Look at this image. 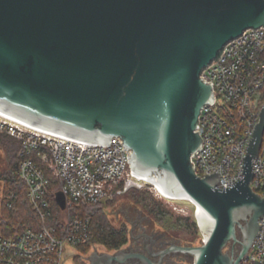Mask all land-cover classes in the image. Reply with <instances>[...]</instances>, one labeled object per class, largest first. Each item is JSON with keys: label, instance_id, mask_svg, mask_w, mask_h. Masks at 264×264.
Returning <instances> with one entry per match:
<instances>
[{"label": "water", "instance_id": "obj_1", "mask_svg": "<svg viewBox=\"0 0 264 264\" xmlns=\"http://www.w3.org/2000/svg\"><path fill=\"white\" fill-rule=\"evenodd\" d=\"M261 26L264 0H0V109L67 136L103 143L119 137L131 167L192 202L205 232L201 244L169 239L181 245L150 254L180 253L182 264H240L264 215V197L249 186L264 103L234 186L221 184L217 168L200 178L190 158L202 143L200 109L213 100L202 70L227 42ZM55 199L64 209L63 194ZM107 214L141 219L168 239L131 199ZM61 245L59 264H74L73 255L86 264H125L127 257L160 264L124 249L82 254L66 240Z\"/></svg>", "mask_w": 264, "mask_h": 264}, {"label": "built area", "instance_id": "obj_2", "mask_svg": "<svg viewBox=\"0 0 264 264\" xmlns=\"http://www.w3.org/2000/svg\"><path fill=\"white\" fill-rule=\"evenodd\" d=\"M200 76L212 83L213 100L200 109L196 131L202 143L190 161L200 178L217 168L221 184L231 187L243 177L250 131L264 103V26L248 28L227 42ZM0 130L21 143L14 176L24 183L26 197L42 222L38 229L28 227L0 236V264H59L62 241L72 247L87 244L90 216H73V206L103 205L132 188H147L161 199L157 185L131 167L129 151L119 137L108 143L90 141L24 126L6 117H0ZM252 162L249 186L264 197V131ZM47 173L64 196L65 208H60L57 223L53 222ZM240 264H264V215Z\"/></svg>", "mask_w": 264, "mask_h": 264}, {"label": "trees", "instance_id": "obj_3", "mask_svg": "<svg viewBox=\"0 0 264 264\" xmlns=\"http://www.w3.org/2000/svg\"><path fill=\"white\" fill-rule=\"evenodd\" d=\"M0 145L6 151L8 159L7 172L2 178L4 197L0 211V236L7 237L28 227L38 229L42 225V222L26 197V187L24 183L14 176V171L19 160L18 153L21 147L20 141L5 133H0ZM47 175L50 178L48 197L51 200L54 213L53 222L57 223L60 207L56 202L55 195L58 184L49 173H47ZM135 200L150 212H154L156 215L159 213L157 206L153 204V202L151 203L142 193L138 195L135 194ZM9 204L11 206H9ZM70 210L73 216L77 214L90 216L91 239L87 244L76 246L77 251H86L84 249L91 243H98L109 250H116L127 242L128 231L126 226L121 225L115 227L111 225L100 205L84 208L73 206ZM174 223L179 225L176 222ZM181 225L184 226L183 223ZM75 260L76 264H86L81 256L77 255Z\"/></svg>", "mask_w": 264, "mask_h": 264}, {"label": "rangeland", "instance_id": "obj_4", "mask_svg": "<svg viewBox=\"0 0 264 264\" xmlns=\"http://www.w3.org/2000/svg\"><path fill=\"white\" fill-rule=\"evenodd\" d=\"M0 133H5L1 131ZM10 136L9 134H7ZM12 137V136H10ZM14 138V137H13ZM16 139V138H15ZM8 168L7 154L4 148L0 145V211L1 203L3 202V182L2 178L5 176ZM142 193L143 196L147 197L151 203L157 206L159 213L156 215L154 212H150L148 209L143 207L140 203L136 202L135 194ZM131 199V208H141L144 212L145 219L153 222L162 232L168 233V239H180V240H200V244L204 238L202 231L200 230L198 220L195 215V209L192 204L187 202H173L162 200L155 197L147 188H132L126 193L119 195L108 201L106 204L100 205L106 214L108 221L111 225L119 227L125 225L127 231H129L132 221L125 220L115 217H109L107 213H113L115 202ZM164 212V213H163ZM1 213V212H0ZM1 219V218H0ZM1 221V220H0ZM178 223L179 225L175 224ZM184 224L181 225V224ZM76 249V247H74ZM102 248L100 252H112L113 250L107 249L105 246L98 243H91L86 246L82 254H86L94 249ZM77 250V249H76ZM72 256V262L76 264L75 257ZM80 256V255H78Z\"/></svg>", "mask_w": 264, "mask_h": 264}, {"label": "flooded vegetation", "instance_id": "obj_5", "mask_svg": "<svg viewBox=\"0 0 264 264\" xmlns=\"http://www.w3.org/2000/svg\"><path fill=\"white\" fill-rule=\"evenodd\" d=\"M240 237V232L238 231ZM172 244L181 245L174 240H169L165 235L159 234L153 231H149L147 226L142 224L141 219H135L128 231L127 242L119 249L113 250L112 252H106L113 254L120 249H124L126 253H138L146 256L154 263L160 264H182L186 261V256L176 252L165 253L160 257L159 254L151 255L150 252L159 253L164 251ZM234 252L238 251L240 245L235 244L230 247ZM228 248V249H230ZM125 264H144L143 261L138 257H127Z\"/></svg>", "mask_w": 264, "mask_h": 264}, {"label": "bare ground", "instance_id": "obj_6", "mask_svg": "<svg viewBox=\"0 0 264 264\" xmlns=\"http://www.w3.org/2000/svg\"><path fill=\"white\" fill-rule=\"evenodd\" d=\"M0 117H6V118H8L10 120H13V121H16L18 123H21L24 126L33 127V126L29 125L25 121H23V122L19 121L17 119V117H14L13 115L7 113L6 111H4L2 109H0ZM144 175L147 176L148 180H150L151 182H153V183H155L157 185V188L160 191V198L165 199L166 201L170 200V201H173V202H187V203L192 204V206L194 207V204L192 202L188 201L187 199L175 197L172 193H169V192H166L164 190H161L160 179L157 176H155V175H147V174H144ZM194 209H195V207H194ZM195 215H196V211H195ZM196 218H197V215H196ZM202 232H203V235L205 237V232L204 231H202Z\"/></svg>", "mask_w": 264, "mask_h": 264}, {"label": "clouds", "instance_id": "obj_7", "mask_svg": "<svg viewBox=\"0 0 264 264\" xmlns=\"http://www.w3.org/2000/svg\"><path fill=\"white\" fill-rule=\"evenodd\" d=\"M74 195H79V193H74Z\"/></svg>", "mask_w": 264, "mask_h": 264}]
</instances>
